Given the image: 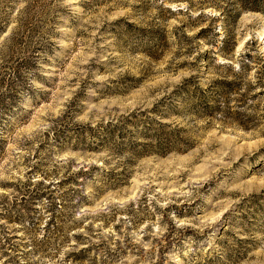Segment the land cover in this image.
<instances>
[{
  "label": "rangeland",
  "instance_id": "rangeland-1",
  "mask_svg": "<svg viewBox=\"0 0 264 264\" xmlns=\"http://www.w3.org/2000/svg\"><path fill=\"white\" fill-rule=\"evenodd\" d=\"M242 1L0 0V264H264Z\"/></svg>",
  "mask_w": 264,
  "mask_h": 264
},
{
  "label": "trees",
  "instance_id": "trees-1",
  "mask_svg": "<svg viewBox=\"0 0 264 264\" xmlns=\"http://www.w3.org/2000/svg\"><path fill=\"white\" fill-rule=\"evenodd\" d=\"M257 1V2H256ZM258 1L259 0H246L245 2L242 1V4L244 7H246L247 9H252V10H261V8L258 5ZM249 4V5H248ZM18 69H14L13 73H12V78L13 79H17L18 75H17V71ZM14 97V94L12 95ZM16 98V96L14 97ZM14 98L9 99V102H11ZM11 105V104H10Z\"/></svg>",
  "mask_w": 264,
  "mask_h": 264
}]
</instances>
